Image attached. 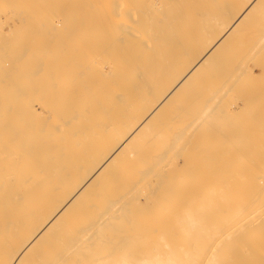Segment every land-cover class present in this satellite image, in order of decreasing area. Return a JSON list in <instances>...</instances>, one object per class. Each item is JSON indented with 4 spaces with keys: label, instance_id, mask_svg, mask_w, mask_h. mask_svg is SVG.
<instances>
[{
    "label": "bare ground",
    "instance_id": "bare-ground-1",
    "mask_svg": "<svg viewBox=\"0 0 264 264\" xmlns=\"http://www.w3.org/2000/svg\"><path fill=\"white\" fill-rule=\"evenodd\" d=\"M173 1L0 0L6 34L22 32V15L33 33L65 29L53 48L41 35L49 58L39 33L33 54V33L0 38V264H264V177L234 203L227 181L212 187L214 170L202 189L180 190V146L205 145L196 123L228 107L218 99L237 77L226 51L264 0ZM247 146H219L212 163L247 157ZM203 147L212 158L216 146Z\"/></svg>",
    "mask_w": 264,
    "mask_h": 264
},
{
    "label": "rangeland",
    "instance_id": "rangeland-1",
    "mask_svg": "<svg viewBox=\"0 0 264 264\" xmlns=\"http://www.w3.org/2000/svg\"><path fill=\"white\" fill-rule=\"evenodd\" d=\"M176 1L177 0H174L169 6H172V5H174L175 3H176ZM10 13H12L11 15H9ZM9 14H8V17L11 19V20H9V21H12V19L14 20V21H16V24L17 23H19L18 25H20V26H18V27H21V28H23L22 29V32H19V34L17 33V32H15V31H13V32H15V33H12V31L11 30H8V31H10V33H8L7 32V34H6V32L4 33V32H2L1 30H0V38L1 39H3V38H6L7 39V35H17V36H19V37H22L23 38V36H21V35H23L22 33L24 32V30H26L25 29V16L24 15H22V18H21V16H20V18H18V17H13V16H15L14 14H13V11H9ZM74 15V14H73ZM69 16H71L72 17V15H69ZM13 17V18H12ZM63 19V18H62ZM62 19H55L54 20V22H56L57 21V23L60 21V20H62ZM67 20H69L70 19V17H69V19L68 18H66ZM19 20V21H18ZM67 20H62L63 21V23H66L67 22ZM13 21V22H14ZM24 21V22H23ZM64 21H66V22H64ZM21 22H22V24H21ZM61 23V24H60ZM59 25H58V31L57 32H55L54 30V28H53V30H52V32H50V31H47V30H45L46 32H48V34L46 33L45 35H43L41 32L42 31H40V32H38V33H36V32H30V31H28V30H26L25 32H28V33H30V34H38L39 36H43V38H45V36L46 35H48L49 37H50V35H51V40L49 39V37H46L47 38V40L49 39V43H51L50 45H51V47L53 48V45H55V44H58V43H60L61 41H63V43H64V40H65V34H64V26H62L63 24H62V22H59L58 23ZM65 25V24H64ZM60 28H62L63 29V31H62V29H60ZM263 28H264V10L261 12V13H259L258 15H257V17L253 20V24L251 25V26H249L248 28H247V31L243 34V36L241 37V39L240 40H238L236 43H234L227 51H226V57H232L231 58V60H232V66H231V64H229V67H228V71H226V75H227V78H232L233 79V77H237V78H234V81L232 80L231 82H233V83H231V87L230 88H228L229 90H227L226 92H224V94L222 93V94H220V96H219V99H218V102H220V103H222V100H224L225 102L224 103H226V104H228V107H222V106H219L217 109H215L214 111H213V113L211 114V119H212V117H213V119L212 120H214V121H212L211 119L209 120V121H207V123L204 121V122H202V123H205V125H201L199 122L200 121H198V123L199 124H197L196 123V126H194V127H196V128H201L202 126V128H203V130H204V132H202L201 130V132H202V134H201V132H200V134H201V136L199 137V138H201L199 141H201V140H203V138H204V140L205 141H201L203 144H205V145H203V146H205V148H207L206 146H210L209 147V149H211L212 147H213V145H214V147L216 146V147H218V149H216V147L215 148H212L211 149V154L209 155L210 157H212V158H210V159H207L208 158V156H207V154H209L210 152H209V150H205L204 149V147L202 148L201 147V143L199 144V143H197V147H196V142H195V147L193 146V147H191V148H189V151L188 150H186V151H184L185 149H183L181 146H180V149H182L183 151H181L182 153H180V190H189V188L190 189H192V190H195L196 189V191H197V188L200 190V187H201V189H202V184L203 183H205V180H204V178H208L207 176L209 175V176H212L213 175V173H209V172H214L215 171V173H216V175H215V177H214V175H213V177H211V178H208L209 180H212V181H210V182H213V183H211L212 184V187L214 188V190H218V189H220L221 190V188H223L224 186H225V181H227L226 182V186H227V188H228V190L230 191V194L228 193L227 194V196L228 195H232V194H234V195H232L231 197L230 196H228V197H230V199H232L231 200V202H233L234 200H236L237 199V196H239V197H241V198H246V197H248V196H246V197H244V193L243 192H246V190H248V192L251 190H249L248 188H249V185L248 184H252L253 182H254V179L253 178H255V182H257L258 180H260V181H262V179H263V177H264V43H262L260 46H259V49L257 50V52L256 51H249L248 52V50H249V48L251 49L254 45H253V41L254 40H256V38H260V36L262 35V32L260 31V29L261 30H263ZM60 30V31H59ZM18 31H20V30H18ZM33 31V30H32ZM24 32V34H25V36H27L26 35V33ZM60 32H61V34H60ZM258 32H261V34L259 35H256ZM12 33V34H11ZM54 33V34H53ZM56 33V34H55ZM59 33V34H58ZM57 34H58V36H57ZM38 35H35V36H32V37H30L31 39H28L27 41V43H29V41H31V43H29V48L27 47H25V50H27V51H25V53L27 52H29V50H32L33 51V49L32 48H34V45H36V43L33 45V46H31L34 42H35V40H36V38H38L37 36ZM29 36V35H28ZM31 36V35H30ZM42 36H41V39L40 40H37L38 42H40V43H43L44 41H47V40H44L43 38H42ZM254 36H256V37H254ZM25 38V37H24ZM23 38V39H24ZM40 38V37H39ZM53 38V39H52ZM58 38V39H57ZM61 39V40H60ZM33 40H34V42H33ZM57 42H55V41ZM26 41V40H25ZM25 41H23L24 43H25ZM43 41V42H42ZM51 41V42H50ZM15 41H11L10 42V45H8V48L7 49H9V50H7L8 52H16V49H13V48H11L10 46H15L16 45V43H14ZM37 42V45L38 46H41L40 45V43H38ZM22 43V42H21ZM44 43H46V42H44ZM13 44V45H12ZM15 44V45H14ZM25 45V44H24ZM46 45H48L47 43H46ZM241 45H244V46H247V45H249V46H247V47H245V49L243 48V46H241ZM32 48H31V47ZM10 47V48H9ZM42 48H44V47H47L48 49V51L46 50V48H44L45 50H44V54H45V56L46 57H48L49 58V56H48V54L49 55H53V52H52V49H51V47L48 45V46H43V44H42V46H41ZM41 47H37V48H40V49H38V51L39 50H43ZM242 48V49H241ZM247 48V49H246ZM11 49H13L14 51H11ZM24 49V48H23ZM29 49V50H28ZM247 50V51H246ZM31 51V52H32ZM34 51L36 52L37 50L34 48ZM32 52V54L33 53H35V52ZM45 51H47V53L45 52ZM244 51V52H243ZM49 52V53H48ZM254 53V54H250V53ZM27 53L26 54H24V55H27ZM31 53H29V55H30ZM28 55V56H29ZM250 55H252V56H250ZM256 55V56H255ZM33 56V55H32ZM248 57V58H247ZM261 57V59H259ZM239 59V61H237ZM243 59V60H242ZM229 62V61H228ZM236 63V66L238 67L237 69L235 68V70H237V71H233V69H234V66H235V63ZM238 62L240 63V64H238ZM257 63V64H256ZM11 64V63H10ZM10 64H8L7 66V68H9V70H11V72L13 71V66H11ZM238 64V65H237ZM245 64V65H244ZM234 65V66H233ZM241 65H243V66H241ZM256 65V66H255ZM235 66V67H236ZM240 66H241V68H242V70H239L240 69ZM259 66V67H258ZM10 67H12V69H10ZM245 67H246V69H245ZM244 68V69H243ZM253 68V69H252ZM16 69L14 68V72H16L15 71ZM230 70H232V71H230ZM245 70V71H244ZM250 70H252V71H250ZM242 71H243V73H242ZM13 72V73H14ZM230 72L233 74V75H231L230 74ZM234 72H237V74L236 73H234ZM239 72H240V74H239ZM243 74V76H241L242 74ZM245 73V74H244ZM12 74V73H11ZM235 74V75H234ZM237 75H239V76H237ZM233 76V77H232ZM240 77V78H239ZM234 87V88H233ZM194 89V88H193ZM193 89H191L192 90V92L194 91ZM197 89V88H196ZM237 89V90H236ZM191 90H189V91H185V94H187L186 92H188V93H191V94H193L192 92H191ZM198 90V89H197ZM229 92V93H228ZM227 95H226V94ZM223 97H222V96ZM231 95V96H230ZM226 97V98H225ZM229 98V99H228ZM220 99H221V101H220ZM232 99H233V101H232ZM231 102V103H230ZM233 102V103H232ZM230 104H232L231 106L232 107H230L229 105ZM181 105V104H180ZM220 108V109H219ZM232 108V109H231ZM234 108V109H233ZM223 109V110H222ZM221 110V111H220ZM237 110V111H236ZM228 112V113H227ZM235 112H237V113H235ZM230 113V114H229ZM240 113V114H239ZM261 118V119H260ZM244 119V120H243ZM229 120V121H228ZM216 121V122H215ZM211 122V123H210ZM214 123H217V124H214ZM259 123V124H258ZM251 124V125H250ZM201 126V127H200ZM210 126H211V128H210ZM224 126V127H223ZM227 127V128H226ZM244 127H245V129H244ZM255 127V128H254ZM195 128V134L197 135V136H199V132H196V129ZM198 128V129H199ZM248 128H249V130L251 129L253 132H249V133H251V135H248V136H254L255 134V136H257V137H259L260 138V141H259V138H258V142H255L256 144H257V147H256V145L254 144V145H252V146H250V147H252V150H253V152L254 151H256V153L254 152H252V153H248V156L246 157V154L244 155V156H242V155H239L240 157H243V158H241V159H239V156H232V158H231V155H230V158H228L230 161L228 162V159H227V164H228V166H229V170L231 169V171H229L228 169H227V164H226V166H225V164H224V161H222V162H218L217 160L215 161L216 163L218 162V164H216L215 162V164L214 163H212L214 160H215V158L217 157V156H215V154L217 155L218 153H219V146H221V148H220V151H223V149H222V147H225V151L227 152L229 149V152H228V154H232L233 152H235L236 150H233L232 152H231V150L232 149H235V147H238V149L239 150H242V147L244 146V148L247 146L246 144H248L249 142H252V144H253V141H251L250 140V138H248L247 139V137L248 136H246V134H249L248 132H243L242 131V129H244V131H249L248 130ZM218 129V133H216L215 134V131L214 130H217ZM238 129H240L241 131H239ZM254 129V130H253ZM258 129V130H257ZM214 132H213V131ZM224 130V131H223ZM238 130V131H237ZM257 130V131H256ZM199 131V130H198ZM213 132L212 134L210 133H208L207 134V132ZM237 131V132H236ZM260 131V134H258L257 132H259ZM225 132V133H224ZM241 133L242 132V134H239V133ZM198 133V134H197ZM205 136H204V135ZM221 134H223V136H224V139L222 140V138H223V136H221L222 138H220V135ZM258 134V135H257ZM211 135V136H210ZM212 135H213V137H212ZM216 137H215V136ZM206 136H208V137H206ZM228 138H227V137ZM242 136V137H241ZM215 137V138H214ZM226 137V138H225ZM198 138V137H197ZM196 138V139H197ZM218 139H220V141L222 142H219V140ZM226 139V140H225ZM228 139H229V141H228ZM232 139H233V141H232ZM198 140V139H197ZM241 142H240V141ZM236 141V142H235ZM238 141V142H237ZM248 141V142H247ZM228 142V143H227ZM232 142V143H231ZM235 142V143H234ZM247 142V143H246ZM262 142H263V145H262ZM240 143V144H239ZM250 144V143H249ZM249 144H248V146H247V151H249L250 150V147H249ZM218 145V146H217ZM225 145V146H224ZM228 147H227V146ZM212 146V147H211ZM232 146V147H231ZM241 146V147H240ZM230 147V148H229ZM257 149L258 148V150H254L255 148ZM193 148V149H192ZM199 148H201V152H202V150H205V152H206V154H205V152H203L202 154L203 155H201L200 153V149ZM228 150H227V149ZM243 148V149H244ZM249 148V149H248ZM254 148V149H253ZM191 149V150H190ZM215 149V150H214ZM222 149V150H221ZM238 149H237V151H238ZM215 152H214V151ZM217 150V151H216ZM213 151V152H212ZM225 151H223V153H224V155H225ZM246 151V152H247ZM200 152V153H199ZM216 152H218V153H216ZM214 154V157H213V154ZM220 154V156H219V158L221 157V155H222V157H223V154L222 153H219ZM227 154V153H226ZM227 154V155H228ZM250 154V155H249ZM258 154V155H257ZM252 155V156H251ZM200 156V157H199ZM206 156V157H205ZM251 156V157H250ZM259 156V157H258ZM198 157H199V159H198ZM201 157H203L202 158V160L200 159ZM221 157V158H222ZM245 157V158H244ZM258 157V158H257ZM192 158H193V160L195 161H193L192 160ZM235 158H237L236 160H235ZM250 158V159H249ZM257 158V159H256ZM188 159H190V160H188ZM198 159V160H197ZM217 159V158H216ZM231 159H234V161H232ZM198 161V163H199V161L201 162V163H199V164H201L200 166L198 165V166H196V168H195V165L196 164H198L197 163V161ZM241 160V161H240ZM243 160H244V162H243ZM189 161V162H188ZM247 161V162H246ZM248 161H249V163H248ZM263 161V162H262ZM191 162H193L192 164H191ZM237 162V163H236ZM239 162V163H238ZM241 162V163H240ZM186 163H187V165H186ZM220 163V164H219ZM232 163L233 164H235V165H232ZM247 163V164H246ZM253 163V164H252ZM254 163H255V165H254ZM262 163V164H261ZM241 166H240V165ZM252 164V165H251ZM185 165V166H184ZM190 165H192V167H190ZM220 165L222 166V168L220 167ZM238 165V166H237ZM246 165V166H245ZM263 167H262V166ZM189 166V167H188ZM194 166V167H193ZM212 166V167H211ZM219 167V171L218 170H216V167ZM244 166V167H243ZM249 166V167H248ZM184 167V168H183ZM188 167V168H187ZM200 167V168H199ZM211 167V168H210ZM228 170V172L226 171V169ZM232 167H234V168H232ZM251 167V168H250ZM259 167H261V170L259 169ZM191 169V168H195V169H193L194 170V173L193 172H191V171H193L192 169H191V171H190V169L189 170H187V169ZM199 170H198V169ZM220 168L222 169V170H225V173H224V171H223V173H222V171L220 170ZM224 168V169H223ZM242 168V169H241ZM248 168V169H247ZM253 168H255V169H257V170H255V169H253ZM182 169V170H181ZM185 169V170H184ZM234 169V170H233ZM246 169V170H245ZM184 170V171H183ZM210 170V171H209ZM214 170V171H213ZM242 170V171H241ZM248 170L251 172V174H250V172L248 173ZM187 171H190L189 173L187 172ZM207 173H206V172ZM218 173H217V172ZM221 171V172H220ZM257 171V172H256ZM220 172V173H219ZM227 172V173H226ZM247 172V173H246ZM214 173V174H215ZM222 173V175H218V174H221ZM241 174V176H240V174ZM252 173H254V174H252ZM189 174V175H188ZM206 174H208L207 176H206ZM227 176H226V175ZM232 174V175H231ZM245 174V175H244ZM246 174H248V175H246ZM250 174V175H249ZM183 175H184V177H183ZM186 175V176H185ZM182 176V177H181ZM206 176V177H205ZM249 176H250V178H249ZM252 176H254L253 178H251ZM227 177H229V178H227ZM257 177V178H256ZM189 178V179H188ZM227 178V179H226ZM201 181H200V180ZM245 179V180H244ZM249 179V180H248ZM198 181L200 182V184H198ZM203 181V182H202ZM206 181H208V180H206ZM221 181V182H220ZM251 182V183H249V182ZM202 182V183H201ZM209 182V181H208ZM246 182H247V184H246ZM262 182H264V181H262ZM221 183H223V184H221ZM230 185H228V184ZM231 183V184H230ZM239 183V184H238ZM244 183V184H243ZM191 184V185H190ZM196 184V185H195ZM181 185H183L184 186V188L181 186ZM199 185V186H198ZM224 185V186H223ZM245 185V186H244ZM263 186L260 188L262 191H263V194H264V184H262ZM185 186H187V189H186V187ZM198 186V187H197ZM226 186L224 187L225 189V192L226 191H228L227 190V188H226ZM231 187V188H229V187ZM238 186H241L240 187V189L238 188ZM245 188H244V187ZM194 187H195V189H194ZM211 186L209 187L210 189L212 188ZM212 188V189H213ZM223 190V189H222ZM221 190V191H222ZM223 190V191H224ZM244 190V191H243ZM231 191H233L232 193H231ZM246 193L247 195H251V194H249V193ZM262 193V192H261ZM243 194V195H242ZM263 194H262V196H263ZM262 196H261V198H262ZM264 197V196H263ZM229 199V198H228ZM263 199V201H264V198H262ZM234 203V202H233ZM262 210H264V209H262ZM215 217L216 216H214L213 215V217L211 218V220L210 221H213V220H215ZM237 219V218H236ZM234 220V219H233Z\"/></svg>",
    "mask_w": 264,
    "mask_h": 264
}]
</instances>
